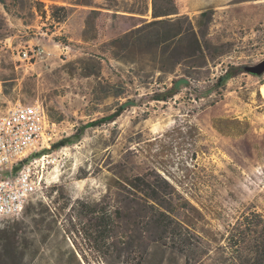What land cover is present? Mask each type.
I'll use <instances>...</instances> for the list:
<instances>
[{"label": "rangeland", "instance_id": "1", "mask_svg": "<svg viewBox=\"0 0 264 264\" xmlns=\"http://www.w3.org/2000/svg\"><path fill=\"white\" fill-rule=\"evenodd\" d=\"M37 1L65 6L66 22L56 25L41 17L34 8ZM7 3L8 9L0 3V115L18 102L39 100L50 114L63 116L47 127L38 146L39 154H52L47 186L33 194L22 217L0 221V228L13 226L20 231L24 253L20 264H76L71 241L55 231L47 236V228L37 225L33 216L44 205H53L47 197L54 193L53 186L64 188L73 200H98L109 191L111 168L120 160L128 165L129 175L155 170L176 188L181 208L187 198L202 212L193 220L196 229L179 225L182 234L160 240L144 264H264V73L245 72L230 79L216 105L203 100L200 106L188 98L136 105L114 122L87 128L78 142L53 149L55 142L81 124L117 106L116 98L93 97L95 79L83 77L75 61L87 57L86 51L100 54L106 77L112 76V67L128 71L134 65L123 64L99 44L81 39L89 11L104 6L105 0ZM187 4L196 27L202 11H212L210 33L230 43L229 52L213 62V75L221 74L228 63L255 65L264 59V0H187ZM38 45L44 50L42 56L20 58L22 48ZM138 89L141 95L147 93L144 87ZM236 115L242 132L230 126L228 118ZM246 216L252 218L250 225ZM257 219L259 223L253 222ZM231 232L239 242L234 251L227 241Z\"/></svg>", "mask_w": 264, "mask_h": 264}, {"label": "trees", "instance_id": "2", "mask_svg": "<svg viewBox=\"0 0 264 264\" xmlns=\"http://www.w3.org/2000/svg\"><path fill=\"white\" fill-rule=\"evenodd\" d=\"M0 3L8 9L7 0ZM98 7L101 6L89 11L81 39L99 44V49L110 53L113 59L134 66L128 71L112 67L114 80L104 75L100 54L86 51L87 57L75 61L83 77L95 79L94 98L112 97L118 102L108 114L81 124L71 135L55 142L53 149L78 142L87 128L114 122L121 113L136 105L168 104L186 98L200 106H204L203 100L216 105L222 99L218 98L222 87L230 79L248 72L246 64L228 63L221 74L213 75V62L229 52L226 47L230 43L210 33L212 11H202L201 24L196 27L187 14V0H135L133 3L105 0L104 6ZM34 8L41 17L51 19L56 25L65 23L69 15L65 6H44L41 1ZM134 17L139 21L132 24L129 19ZM2 25L0 16V29ZM139 87L147 89V93L141 95ZM47 113L51 122L63 120V116L55 117L48 109ZM127 168L124 160L116 162L111 168L109 191L94 201L73 200L64 188L53 186L54 193L47 195L53 205H44L34 214L35 223L47 228V236L55 231L71 241L74 247L71 257L76 264H144L160 240L182 234L179 225L196 229L195 217H200L202 212L187 198L181 208L177 190L167 179L153 169L129 175ZM64 214L59 220V215ZM245 220L248 225L252 222L249 216ZM236 236L234 232L227 236L233 251L239 243ZM20 240V231L13 226L0 228L1 264H7L8 260L11 264L22 263L24 253L20 250Z\"/></svg>", "mask_w": 264, "mask_h": 264}, {"label": "built area", "instance_id": "3", "mask_svg": "<svg viewBox=\"0 0 264 264\" xmlns=\"http://www.w3.org/2000/svg\"><path fill=\"white\" fill-rule=\"evenodd\" d=\"M48 34V30L42 33ZM41 46L20 50L22 60L43 55ZM51 122L45 105L16 103L0 115V221L19 219L33 196L47 186V172L52 154L38 153ZM46 176V177H45Z\"/></svg>", "mask_w": 264, "mask_h": 264}, {"label": "water", "instance_id": "4", "mask_svg": "<svg viewBox=\"0 0 264 264\" xmlns=\"http://www.w3.org/2000/svg\"><path fill=\"white\" fill-rule=\"evenodd\" d=\"M245 69L256 75H262L264 73V59L255 65H247Z\"/></svg>", "mask_w": 264, "mask_h": 264}, {"label": "crops", "instance_id": "5", "mask_svg": "<svg viewBox=\"0 0 264 264\" xmlns=\"http://www.w3.org/2000/svg\"><path fill=\"white\" fill-rule=\"evenodd\" d=\"M239 117H240L239 115H236V116L229 117L228 119H229V122L231 123L230 126H237V132H242L243 128L240 129L242 127L241 126L242 122H240ZM221 130L222 132L224 131L223 125L221 126ZM231 131L234 132L235 129H232Z\"/></svg>", "mask_w": 264, "mask_h": 264}, {"label": "bare ground", "instance_id": "6", "mask_svg": "<svg viewBox=\"0 0 264 264\" xmlns=\"http://www.w3.org/2000/svg\"><path fill=\"white\" fill-rule=\"evenodd\" d=\"M261 92H262V95L264 96V84L261 85Z\"/></svg>", "mask_w": 264, "mask_h": 264}]
</instances>
